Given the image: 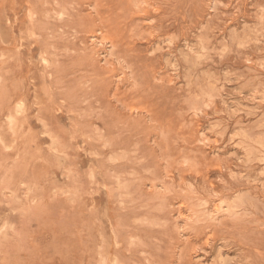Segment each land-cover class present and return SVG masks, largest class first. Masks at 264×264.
Segmentation results:
<instances>
[{
	"label": "rangeland",
	"instance_id": "rangeland-1",
	"mask_svg": "<svg viewBox=\"0 0 264 264\" xmlns=\"http://www.w3.org/2000/svg\"><path fill=\"white\" fill-rule=\"evenodd\" d=\"M263 155L264 0H0V264H264Z\"/></svg>",
	"mask_w": 264,
	"mask_h": 264
},
{
	"label": "bare ground",
	"instance_id": "bare-ground-1",
	"mask_svg": "<svg viewBox=\"0 0 264 264\" xmlns=\"http://www.w3.org/2000/svg\"><path fill=\"white\" fill-rule=\"evenodd\" d=\"M43 57V56H42ZM262 99H263V97H262ZM261 101H263V100H261ZM23 102V101H22ZM19 103V102H18ZM22 104V103H21ZM18 113H19V111H17ZM11 116V115H10ZM10 125V124H9ZM11 127V126H10ZM244 137V136H243ZM237 140V139H236ZM254 140V139H253ZM237 142V141H236ZM260 149V148H259ZM250 151V150H249ZM254 154V153H253ZM255 155V154H254ZM253 155V157H255ZM264 156V155H263ZM91 175V174H90ZM232 199V198H231ZM208 201V200H207ZM120 202V201H119ZM221 202H222V200H221ZM223 203V202H222ZM222 203H220V204H222ZM227 205V204H226ZM222 206V205H221ZM225 208V207H224ZM228 208V207H227ZM223 209V208H222ZM218 211V210H217ZM100 248V247H99ZM111 249H112V247H111Z\"/></svg>",
	"mask_w": 264,
	"mask_h": 264
}]
</instances>
